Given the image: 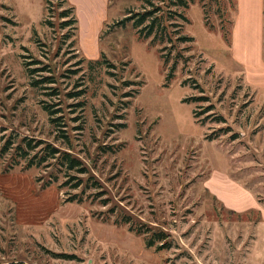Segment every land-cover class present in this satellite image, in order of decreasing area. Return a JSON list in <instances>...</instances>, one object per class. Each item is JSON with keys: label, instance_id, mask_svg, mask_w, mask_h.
I'll return each mask as SVG.
<instances>
[{"label": "rangeland", "instance_id": "obj_1", "mask_svg": "<svg viewBox=\"0 0 264 264\" xmlns=\"http://www.w3.org/2000/svg\"><path fill=\"white\" fill-rule=\"evenodd\" d=\"M62 1L0 0V264H264V92L228 41L254 45L252 3L238 20L237 0L170 6L192 41L159 44L118 24L149 2L67 0L74 30ZM44 145L87 173L37 164Z\"/></svg>", "mask_w": 264, "mask_h": 264}, {"label": "trees", "instance_id": "obj_2", "mask_svg": "<svg viewBox=\"0 0 264 264\" xmlns=\"http://www.w3.org/2000/svg\"><path fill=\"white\" fill-rule=\"evenodd\" d=\"M160 5H153L151 0H143V2H149L152 9L145 10V7H142V10L138 13L130 14L124 18L122 21H120L118 24H124L125 22H132L134 29L137 31L140 39H148L152 37L153 41H158L159 44H168L174 42L176 43H191L192 39L189 37H185L181 35V30L179 25H170L168 22L169 19L173 18L174 16H177L181 18L182 20H186L185 17L177 12L170 9V6H174L176 8H186L188 6L187 0H157ZM63 3H68L67 0H63ZM144 6V5H143ZM164 6V7H162ZM166 8V9H165ZM70 17V18H69ZM59 18L61 20H64L61 22L60 28L64 29L67 27L74 26L73 29H77V19L74 14V7L68 3L67 8L63 9L61 13L59 14ZM169 27H174L176 29L169 30ZM166 35L167 37L164 38L163 35ZM227 39V37H226ZM230 40V36L228 37V41ZM166 46V45H165ZM173 47V45H172ZM189 48V47H188ZM166 49V47H163L161 49V52H163ZM169 54V53H168ZM106 64V66H109L108 68H113V65L108 63V61L102 56V60L100 62L96 61L95 64ZM93 64V63H91ZM32 72V71H30ZM40 82H35L34 84L37 85ZM205 100H209L208 97H191L188 99H185L186 102H202ZM206 111L204 112H198L197 114L193 112L194 119H197L199 115L205 114L213 109L212 105H209L206 107ZM216 119L218 122L222 120V117H217ZM207 140H211L210 136L206 137ZM27 148L32 151L39 145H33L31 146L30 141H27ZM43 144V143H39ZM43 150V157H41L37 164H41L43 162H46L47 159L54 160L55 166L58 168L64 167L66 171H75L78 174H85L87 173V167L82 163V161L75 157L73 154L67 152V151H60L59 149H56L55 147H52L51 145H44L42 148ZM23 158H26L28 156V153L24 151ZM35 163L30 161L29 165H34ZM69 176V175H66ZM77 183H75L73 186L78 187L81 186L82 180L79 178L77 179ZM66 184V183H64ZM140 228V227H139ZM139 233V230L137 231ZM155 238H162L163 233L156 232L153 235ZM163 239V238H162ZM154 241L146 242V245L148 247L153 246ZM13 264H21V263H13Z\"/></svg>", "mask_w": 264, "mask_h": 264}, {"label": "crops", "instance_id": "obj_3", "mask_svg": "<svg viewBox=\"0 0 264 264\" xmlns=\"http://www.w3.org/2000/svg\"><path fill=\"white\" fill-rule=\"evenodd\" d=\"M252 3L253 14L255 16V24L253 26L254 31V45L248 48H241L240 42H238V36L230 34V59L232 64L241 72L244 83L256 91L264 92V0H237V20L240 15L244 14V11H248L247 3ZM93 7V6H92ZM91 8V7H90ZM92 10H89V13ZM236 27V21L235 26ZM233 28V29H234ZM227 186L232 189V193L235 195L232 201H228L229 207L238 209L240 211H246L253 208L250 195L243 189H239L236 184L232 185V182H228ZM212 193L219 192L218 187L210 184L208 187ZM234 191V192H233ZM236 196L238 198H236ZM239 202V204L237 203ZM235 203V205L232 203ZM244 204V206L240 204ZM248 203L247 205H245ZM263 220V219H262ZM261 220V222H262ZM260 223V222H259ZM262 224V223H261ZM264 226V222H263ZM263 257H264V232H263Z\"/></svg>", "mask_w": 264, "mask_h": 264}]
</instances>
